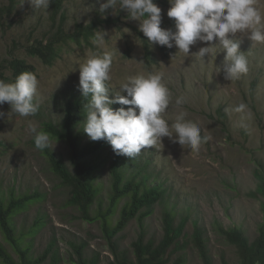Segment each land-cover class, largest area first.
Here are the masks:
<instances>
[{
	"label": "rangeland",
	"instance_id": "rangeland-1",
	"mask_svg": "<svg viewBox=\"0 0 264 264\" xmlns=\"http://www.w3.org/2000/svg\"><path fill=\"white\" fill-rule=\"evenodd\" d=\"M54 1V0H53ZM161 8V28L175 31L174 20L167 17L170 7L168 0H154ZM62 10L53 14V2L47 11L32 9L28 0H15L12 9H7L9 0H0V80L14 82L6 62L13 57L24 59L35 67L39 85L37 99L41 106L35 116L20 117L7 115L10 106L0 105V186L4 192L16 197L28 194H40L44 201L33 205L27 212L15 219L18 235L26 234L40 216L46 225L32 238L33 256L37 257L55 237L62 262L73 264L71 245L86 244L85 257H98V264L113 261L111 251L104 240L100 221H83L76 209L67 206L69 190L63 187L42 154L32 146V136L28 133V124L32 122L40 130L46 122L59 124L67 102L82 96L79 91V65L95 52L113 51L111 79L107 82L109 97L116 93L126 95L119 85L129 76L163 72V83L171 93V103L163 114L170 124L181 110L175 105V99L181 95L186 98L182 106L187 111V120L197 123L201 135L207 141L201 145L199 153H193L187 146L162 138L155 147L142 149L135 158H129L134 166L144 169L143 181L149 188H158L164 194L153 213L145 220L147 239L158 242L163 235V216L165 212L175 216V226L181 220H187L183 236L178 246L184 244L182 252L172 247L171 262L184 256L185 264H201L197 251L192 245L193 225L197 223L206 232L208 247L213 264H239L233 247L229 246L217 233V225L224 229L237 228L252 241L264 217V198L259 194L260 180L256 176L264 172V44L241 38L240 51L248 60L249 71L238 81H227L223 73L215 74L214 66L223 60V53L215 57H204L201 62L193 55L205 44L197 43L185 56L176 47L161 51L158 45H152L154 61L148 64L139 31V22L127 17V12L119 10L112 14L107 10L102 16L96 0H61ZM264 12V0H257ZM65 17L63 29L71 34L76 24L87 25L95 18L115 20V24L104 26L108 36L105 45L71 44L64 47L59 58L52 66H44L36 58L29 57L26 49L39 41L44 43L55 33ZM239 39V37H237ZM117 40V41H116ZM116 42V43H115ZM115 47L118 51L115 50ZM214 64V65H213ZM246 104L244 112L234 109ZM115 110L119 104H113ZM218 108L226 114L221 123L217 115ZM89 139V138H88ZM53 145L55 142H53ZM51 149V147H50ZM56 157L69 165L67 148L57 143L51 149ZM115 153L111 146L96 155L98 167L94 175V184L100 190L92 207L91 215L103 213L109 206L112 179L110 166ZM116 215L110 218L114 224ZM138 222L132 220L127 228L117 236L119 250L131 256V244L137 239ZM0 242L17 259L12 249ZM47 260L45 264H48Z\"/></svg>",
	"mask_w": 264,
	"mask_h": 264
},
{
	"label": "clouds",
	"instance_id": "clouds-1",
	"mask_svg": "<svg viewBox=\"0 0 264 264\" xmlns=\"http://www.w3.org/2000/svg\"><path fill=\"white\" fill-rule=\"evenodd\" d=\"M24 0H21V4ZM53 0H28L32 9L47 11ZM167 17L174 20L175 31L161 28V8L154 0H96L99 13L111 9L127 12V17L139 22V31L147 38L149 46L176 47L185 56L191 46L205 44L195 55L201 62L204 57H215L223 53V60L214 66V73H223L227 81H238L249 71L248 60L240 51L241 38L264 44V12L257 0H168ZM105 30L94 32V45H105ZM239 37V39H237ZM117 41V40H116ZM116 43V42H115ZM115 50L118 51L115 47ZM113 51L95 52L79 65V91L85 98L83 108L86 115L82 131L92 141L106 140L116 155L129 158L138 156L142 149L155 147L162 138L181 146L187 145L193 153H199L207 137L201 135L200 126L187 120V111L182 106L187 102L181 95L175 105L181 109L170 124L163 114L171 103V93L163 83V72H149L129 76L119 85L126 93L109 97L107 82L111 79ZM214 65V64H213ZM39 81L32 72H22L14 82L0 80V105L10 106V116H35L41 106L37 99ZM122 106L113 109L111 105ZM247 106L240 103L234 111L244 112ZM5 113L0 112V117ZM28 133L34 140L35 149L43 151L53 145L49 133L39 130L29 122Z\"/></svg>",
	"mask_w": 264,
	"mask_h": 264
},
{
	"label": "trees",
	"instance_id": "trees-1",
	"mask_svg": "<svg viewBox=\"0 0 264 264\" xmlns=\"http://www.w3.org/2000/svg\"><path fill=\"white\" fill-rule=\"evenodd\" d=\"M12 9L15 0H9ZM61 0L53 1V14L58 15L61 10ZM65 17L61 14L55 33L45 43L39 41L26 49L29 57L36 58L44 66H52L59 58L64 47L73 44L76 47L90 46L94 39V32L104 26L115 24V20H101L95 18L87 25L76 24L71 34H66L63 29ZM144 47V55L148 64L154 61L152 46L147 43V38L140 35ZM161 51L166 47L159 46ZM11 71V79L22 72L35 74V67L24 59L13 57L6 62ZM86 100L80 96L67 102L62 119L59 124L44 123L40 130L49 133L53 142L63 144L68 151L69 165L56 157L49 148L40 151L47 160L52 173L58 177L61 185L68 188L69 198L67 206L74 208L80 218L88 223L101 222L102 233L106 241L113 261L109 264H185V257L179 256L171 262L172 247H177L180 252L186 249V245L178 246L183 236L187 220H181L175 226V216L165 212L163 216V235L156 242L147 239L145 220L152 215L154 206L163 199V193L158 188H149L143 181L145 172L134 166V162L123 155H114L110 175L112 179L111 196L109 206L103 213L92 217L91 210L94 206L100 190L94 184V175L98 169L95 164L96 155L102 153L110 144L106 140L92 141L82 131L86 110L83 108ZM217 115L221 117V123L226 121V114L222 108H218ZM34 146V140H32ZM260 180L259 194L264 198V172L256 175ZM125 200L114 224L110 218L116 215L118 205ZM44 201V196L34 193L21 197L4 192L0 186V234L3 242L12 249L17 259H14L9 250L0 242V264H60L62 257L57 246V240L52 237L41 255H32V238L45 225L43 217L37 218L26 234L18 235L15 228V219L19 214L27 212L33 205H39ZM264 211V206H263ZM132 220L138 222L137 239L131 244V256L119 250L117 236L122 233ZM217 233L231 247L234 248L239 264H264V217L257 232V236L251 241L243 231L237 228L224 229L217 225ZM192 245L197 251L201 264H213L208 247L206 232L197 223L193 225ZM86 244L71 245L73 264H98L99 258L87 259L84 255ZM225 264V262H223Z\"/></svg>",
	"mask_w": 264,
	"mask_h": 264
}]
</instances>
